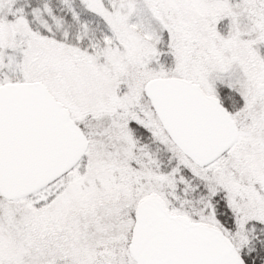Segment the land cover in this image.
<instances>
[{
  "label": "snow or ice",
  "instance_id": "1",
  "mask_svg": "<svg viewBox=\"0 0 264 264\" xmlns=\"http://www.w3.org/2000/svg\"><path fill=\"white\" fill-rule=\"evenodd\" d=\"M0 264H264V0H0Z\"/></svg>",
  "mask_w": 264,
  "mask_h": 264
}]
</instances>
